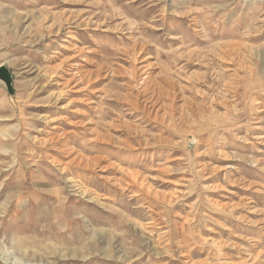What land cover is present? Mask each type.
I'll return each mask as SVG.
<instances>
[{
    "label": "rangeland",
    "instance_id": "rangeland-1",
    "mask_svg": "<svg viewBox=\"0 0 264 264\" xmlns=\"http://www.w3.org/2000/svg\"><path fill=\"white\" fill-rule=\"evenodd\" d=\"M0 264H264V0H0Z\"/></svg>",
    "mask_w": 264,
    "mask_h": 264
},
{
    "label": "water",
    "instance_id": "water-1",
    "mask_svg": "<svg viewBox=\"0 0 264 264\" xmlns=\"http://www.w3.org/2000/svg\"><path fill=\"white\" fill-rule=\"evenodd\" d=\"M0 82L6 86L9 94L12 96L14 94L13 75L5 65H0Z\"/></svg>",
    "mask_w": 264,
    "mask_h": 264
}]
</instances>
